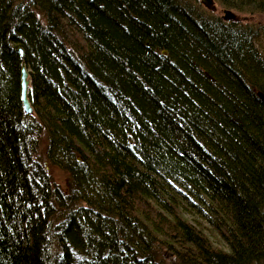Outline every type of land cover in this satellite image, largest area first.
I'll list each match as a JSON object with an SVG mask.
<instances>
[{
  "label": "trees",
  "instance_id": "obj_1",
  "mask_svg": "<svg viewBox=\"0 0 264 264\" xmlns=\"http://www.w3.org/2000/svg\"><path fill=\"white\" fill-rule=\"evenodd\" d=\"M184 1L0 0V264H264V63Z\"/></svg>",
  "mask_w": 264,
  "mask_h": 264
},
{
  "label": "rangeland",
  "instance_id": "obj_2",
  "mask_svg": "<svg viewBox=\"0 0 264 264\" xmlns=\"http://www.w3.org/2000/svg\"><path fill=\"white\" fill-rule=\"evenodd\" d=\"M257 1L261 0H209V6L203 3L202 0H185L184 2L188 5H193L197 11L204 13L209 12L212 15L219 17L223 15L225 9L230 10L235 16V21H240L243 25L249 24L248 26H250L251 31H253L254 45L259 53L262 63H264V12L259 11V6L254 3ZM39 153L40 151L38 150L36 155L39 156ZM45 167L50 175H53L54 177L59 178L63 175L60 170H57L54 167ZM163 256L168 261V264H173L171 254L167 253Z\"/></svg>",
  "mask_w": 264,
  "mask_h": 264
},
{
  "label": "water",
  "instance_id": "obj_3",
  "mask_svg": "<svg viewBox=\"0 0 264 264\" xmlns=\"http://www.w3.org/2000/svg\"><path fill=\"white\" fill-rule=\"evenodd\" d=\"M202 1L207 6H209L208 5L210 3L209 0H202ZM221 17L224 20H234L235 19L234 14L230 10H227V9H225L223 11V15ZM17 51H18L20 57H22L23 56L22 48L18 47ZM162 52L165 53V50H163ZM29 83H30V79H29L28 70H27L25 64L22 63L21 67H20V101H21V105H22V109H23L24 113L30 115V114H32L33 110H32V106H31L29 98H28ZM257 95L264 102V95L262 94V92L258 91Z\"/></svg>",
  "mask_w": 264,
  "mask_h": 264
}]
</instances>
